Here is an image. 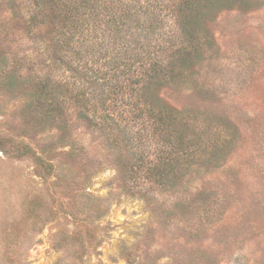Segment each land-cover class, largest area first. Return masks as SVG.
Wrapping results in <instances>:
<instances>
[{
  "label": "rangeland",
  "instance_id": "374dc122",
  "mask_svg": "<svg viewBox=\"0 0 264 264\" xmlns=\"http://www.w3.org/2000/svg\"><path fill=\"white\" fill-rule=\"evenodd\" d=\"M94 2L0 0V264H264V0Z\"/></svg>",
  "mask_w": 264,
  "mask_h": 264
},
{
  "label": "trees",
  "instance_id": "16d2710c",
  "mask_svg": "<svg viewBox=\"0 0 264 264\" xmlns=\"http://www.w3.org/2000/svg\"><path fill=\"white\" fill-rule=\"evenodd\" d=\"M56 4L58 6H64V13H67V17H69L70 21H73L75 18L79 19V17H82L83 15L87 16V14L93 13L85 12L86 6L96 5L97 3H95L94 0H52L53 8ZM103 9H107V7L105 6ZM48 14H53V10ZM126 14H128V12L124 9L122 16L119 17L120 20L115 19V23L118 25V27H124V31H127L126 35L130 32V30H134L136 32L137 29L141 32V26L138 25L139 13H135L134 16H129ZM113 21L114 20H112V22L110 21V23H113ZM131 23H133L134 26H132Z\"/></svg>",
  "mask_w": 264,
  "mask_h": 264
}]
</instances>
